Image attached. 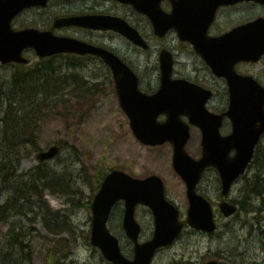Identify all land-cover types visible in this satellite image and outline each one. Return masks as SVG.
Listing matches in <instances>:
<instances>
[{"label":"rangeland","instance_id":"obj_1","mask_svg":"<svg viewBox=\"0 0 264 264\" xmlns=\"http://www.w3.org/2000/svg\"><path fill=\"white\" fill-rule=\"evenodd\" d=\"M76 5L78 4L72 6ZM99 8L111 9L112 4L102 2ZM62 9L61 3L53 1L46 12L53 14ZM44 12L30 9L17 18L13 25L17 29L26 26L41 28L45 24L41 19ZM130 16L132 20L136 19L144 23V19L133 13H130ZM240 16L236 13L232 16L228 13L222 14L224 19L235 17L237 20ZM104 38L120 50L134 66L141 78L143 90L153 92L158 88V54L161 43L155 41L149 51H144L117 34H110ZM169 43L172 46L177 45V41L173 38L169 40ZM29 55L33 62L38 61L34 52H30ZM55 64H62L60 69L64 73L68 72L69 75H77L79 78L75 84L64 83L67 89L63 99L57 107L53 106L50 113L44 114V119L37 130V141L40 149L44 151L53 145H59L61 149L55 158L44 164L39 161L38 153L32 152L29 157L22 159L18 172L33 173L36 184L45 188L44 197L53 211L58 210L61 216L64 213L69 214L67 220L74 229V233L63 232L61 235H52L44 226L42 211L33 207L28 217L13 215L11 218V222L20 224L25 245L22 250L15 251L16 253L10 252L8 257L13 255L10 258L15 259L14 264H48L51 255L59 251L62 246L53 247L56 239L66 238L67 241L64 239L63 242H69V246L56 256V261L52 257L51 263L57 264L60 261L58 264H112L102 256L98 248L91 245L89 240L92 212L87 203L97 193L99 180L102 181L112 168L127 171L140 178L153 174L159 175L165 181L168 198L179 207L181 219L184 221L189 209L186 185L174 170L173 146L170 143L150 147L142 144L135 137L127 115L120 106L112 74L102 61L67 58V60H56ZM73 65H77V68ZM259 66L264 68V63ZM196 67L204 68V63L196 57L195 53L179 58V72H190L195 77L198 74ZM14 69L11 65H0V79L10 77ZM201 75L207 77L204 82L209 85L225 86L223 80L214 79L207 69H203ZM225 89L221 88V92L210 103L221 110L226 109L229 103V96ZM229 128L228 124H225L222 132H227ZM261 149L262 158H264V141ZM187 150L194 157H200L201 131L196 127L192 128V137ZM262 162L263 160L254 162L244 177L234 185L229 195L230 199L237 200L247 210L252 211L246 212L245 209H240L239 213L230 219L223 217L218 208L221 196L219 176L216 170H208L199 185V191L214 204L219 222L218 231L214 235H208L190 227L185 228L173 246L157 253L153 264H171L181 260L201 264L215 256L221 258V264H264V197L256 198L249 193L250 189L247 190L249 186L255 185L256 177L260 174L261 179L258 183L261 189L264 186ZM43 166L48 173L37 172V168H43ZM52 180L61 184V187L55 190L56 192L49 189L48 182ZM38 197L30 196V203L39 200ZM252 200L253 205L247 203ZM123 211L124 205L120 202L114 209L110 227L119 237L124 252L132 257L133 244L126 237L122 225ZM137 218L143 227L141 239H149L154 230V218L151 211L141 206L138 208ZM52 219L56 220V217L53 216ZM9 228V223L1 225L3 233H6ZM0 257H5V254H0ZM25 257H29L30 260H24Z\"/></svg>","mask_w":264,"mask_h":264},{"label":"water","instance_id":"obj_2","mask_svg":"<svg viewBox=\"0 0 264 264\" xmlns=\"http://www.w3.org/2000/svg\"><path fill=\"white\" fill-rule=\"evenodd\" d=\"M132 4L139 12L147 14L157 34L163 35L169 28L178 27L181 38L189 37L184 14L202 9L208 15L207 26L212 22L216 9L222 4L238 0H185L175 6L172 14L165 13L161 0H119ZM181 0L180 3H182ZM264 1V0H262ZM48 0H0V62L27 63L23 56L26 48H34L40 57L61 52L94 54L103 58L112 69L120 105L127 114L136 137L147 145H162L171 142L174 147L173 164L177 173L187 185L190 201L188 223L204 231L216 229L211 203L198 194L196 187L204 170L214 166L222 180V192L228 194L235 180L249 166L255 148L264 133V87L252 77L241 76L235 71V63L241 59L257 60L264 53L263 33L253 34L262 24L241 26L219 38H210L207 46L198 45L213 71L228 80L230 105L221 115L211 113L206 103L211 92L190 83L185 79H173V56L164 50L161 53V86L154 94L143 92L139 86L138 75L115 53L87 42L70 37L57 36L52 31L39 29L14 30L12 21L23 9L31 6H46ZM82 25L94 29H113L127 36L135 44L148 48L139 32L119 17L91 15L60 18L55 27ZM241 39H244L241 41ZM253 48L249 51L247 46ZM166 114L167 119L159 121ZM182 115L189 117L187 123ZM225 116L232 121V132L221 135L220 128ZM190 124L202 130L203 155L196 159L186 146L191 137ZM235 149L236 154L231 155ZM58 147L41 154L43 160L56 155ZM125 201L124 228L127 236L135 244V257L128 259L122 254L119 240L107 227L110 213L119 200ZM138 204L151 208L155 217V233L151 240L141 243V226L135 218ZM93 245L99 246L107 259L115 264H151L156 250L172 244L180 234L183 223L179 221V210L165 196L163 180L156 175L137 179L129 174L115 170L104 180L101 189L92 202ZM226 216L236 211V206L226 201L220 204ZM209 264H217L210 262Z\"/></svg>","mask_w":264,"mask_h":264},{"label":"trees","instance_id":"obj_3","mask_svg":"<svg viewBox=\"0 0 264 264\" xmlns=\"http://www.w3.org/2000/svg\"><path fill=\"white\" fill-rule=\"evenodd\" d=\"M54 59H43L31 67L17 66L11 77L0 79V236L2 235L0 254H5V257H0V263L3 264H14L15 259L10 258L13 255L8 257L9 253H16L15 251L22 250L25 245L20 224L11 222L13 215L28 217L31 209L37 207L42 211L45 228L49 233L52 235L74 233L67 220L69 214L64 213L61 216L59 212L52 210L44 197L45 188L36 184L33 173L18 172L24 157L41 150L37 141L39 124L46 113H50L53 106L57 107L63 99L67 89L64 83L75 84L79 78L77 75L70 78L63 74V70L54 63ZM260 160H263L261 167L264 168V158L257 155L256 161ZM37 170L38 173H48L44 166ZM48 183L52 192L61 187V184L54 180ZM259 188L258 185L257 193L264 194V186L260 190ZM32 195L39 196V200L30 203ZM53 216L56 220L52 219ZM7 223L10 228L3 233L1 225ZM64 239L57 238L54 242V248L62 246L51 255L48 264H54L51 263V258L54 257L56 261V256L69 246V242H63ZM24 260L29 261L30 258L25 257Z\"/></svg>","mask_w":264,"mask_h":264},{"label":"flooded vegetation","instance_id":"obj_4","mask_svg":"<svg viewBox=\"0 0 264 264\" xmlns=\"http://www.w3.org/2000/svg\"><path fill=\"white\" fill-rule=\"evenodd\" d=\"M53 1H57L63 5V9L60 10V12H55L51 14L50 12H46L51 7V4ZM102 2H110L112 4L111 9H102L99 8ZM78 4L76 6H72L73 4ZM161 7L166 12H171L174 8L173 1L172 0H162L160 2ZM39 11H45L41 15V19L45 22V26L52 27L54 24V21L58 17H68L73 15H91V14H111L116 15L124 18L127 20L131 25L136 27L142 36L147 40L150 47H152V44L156 41L161 44H159V54L164 48L170 49L175 58V64H174V77L176 78H187L192 81L198 82L200 84H203V86L207 88H211L213 91V98L209 102V106L214 109L217 113H222L225 109H218L214 107V105H211L210 103L213 101L215 96L221 92V88H226L225 92L227 93V82L224 81L225 86L220 87L219 85H209L205 81L207 78L206 76L201 75V71L203 69H207L210 73V75L214 79L215 78L211 74V70L209 66L206 64V62L202 59L201 55L196 52L193 44L191 42H187L181 39L180 33L176 28H173L167 32V34L163 37H160L156 35L154 31V27L149 19V17L145 14L138 13L131 5L121 3L117 0H52L49 6L45 9H38ZM130 13H133L134 15L144 19V23H141L137 21L136 19L132 20V17L130 16ZM223 13H228L234 15L240 14L239 19H235V17L231 19H224L222 17ZM260 17H264V4H261L256 1H243L239 2L234 5L230 6H223L219 8L217 15L215 17L214 22L209 27V35L211 36H219L239 25L252 22ZM204 22H205V14L202 10H200L197 13V21L194 23L193 29H192V36L195 39L196 37L202 42L203 40V32L205 31L204 28ZM61 33H64L65 35L70 36H76L81 40H85L91 44L103 46L105 48H108L110 50H113L117 54H119L122 58L126 59L125 56L122 55L121 51L117 48L113 47L104 37H108L110 34H117L121 37L119 33L112 31V30H94L90 28H84L79 26H72L63 28L60 30ZM74 32V33H71ZM125 38V37H123ZM175 39L177 41L176 46H172L169 43L170 39ZM126 39V38H125ZM127 40V39H126ZM190 53H195L196 57L204 63V68H197L196 71L198 74L193 77L192 73H186V72H179L178 71V65H179V58L183 57L185 55H188ZM81 57H92V56H81ZM264 63V55L257 61V62H251V61H240L236 65V69L240 74H250L256 77V79L264 85V68H261L259 65ZM261 72V75H259ZM261 76V77H260ZM209 79V78H208ZM210 80V79H209ZM221 80V79H220ZM213 82V81H212ZM227 123V122H226ZM225 123V124H226Z\"/></svg>","mask_w":264,"mask_h":264}]
</instances>
